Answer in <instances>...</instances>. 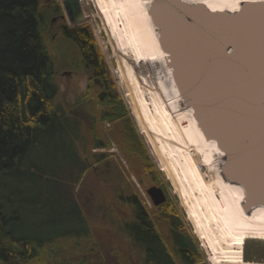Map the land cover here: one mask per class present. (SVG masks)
I'll return each instance as SVG.
<instances>
[{
	"label": "trees",
	"instance_id": "16d2710c",
	"mask_svg": "<svg viewBox=\"0 0 264 264\" xmlns=\"http://www.w3.org/2000/svg\"><path fill=\"white\" fill-rule=\"evenodd\" d=\"M42 1L0 0V264L198 262L196 245L181 222L167 220L175 258L134 195L119 197L130 214L117 222L125 239L123 255L111 256L97 244L76 192L90 168L78 149L82 122L57 101ZM62 34L104 84L101 102L117 107L119 98L110 92L91 30L65 26ZM127 141L134 149L135 131L128 132Z\"/></svg>",
	"mask_w": 264,
	"mask_h": 264
},
{
	"label": "rangeland",
	"instance_id": "374dc122",
	"mask_svg": "<svg viewBox=\"0 0 264 264\" xmlns=\"http://www.w3.org/2000/svg\"><path fill=\"white\" fill-rule=\"evenodd\" d=\"M48 1H42L45 18L44 39L55 66L53 81L59 89L57 101L70 116L82 122L78 149L90 165L76 188L77 198L100 249L117 258L123 255L125 239L117 222L121 218H129L130 214L119 197L134 195L148 211L174 256L173 228L167 221L172 217L181 222L180 228L184 229L195 243L200 258L198 264H211L208 250L194 234L193 226L182 206L177 184L174 182V171L179 167L178 164L183 163L179 160L180 157L173 160L170 169L174 168L172 175L162 169L163 164L157 161L148 139L142 134V125L136 117L137 111H134L132 106L135 100L133 90L122 82L121 73L125 66L112 41L111 33L114 25L123 28L124 22H130L133 12L123 11L125 8L120 0H101L108 11L106 16L101 12L100 0H83L82 16L79 23L73 25L64 10L65 0H51L59 7L58 10H53L54 7L51 4L49 6ZM233 2L234 0H230V3ZM61 14L66 19L61 18ZM82 25L91 30L106 64L112 85L110 92L112 96L119 98L117 107L101 102V87L96 82L99 78L83 66L80 53L62 34V28L65 26ZM137 75L144 80L149 76L144 71ZM146 89L144 98L148 100L150 110H155L152 97L154 85L147 83ZM163 101L168 108H172V96H164ZM139 110L138 107L137 113L140 116ZM161 118L165 119L163 116ZM133 130L138 135V144L134 149L127 141L128 132L133 133ZM208 175L211 178V174ZM153 186L162 188L166 195V202L160 206H155L147 193ZM244 258L253 264H264V242L248 241L244 247ZM176 261L177 264H184L178 258Z\"/></svg>",
	"mask_w": 264,
	"mask_h": 264
},
{
	"label": "water",
	"instance_id": "95a60500",
	"mask_svg": "<svg viewBox=\"0 0 264 264\" xmlns=\"http://www.w3.org/2000/svg\"><path fill=\"white\" fill-rule=\"evenodd\" d=\"M63 5L78 24L80 1ZM147 10L183 102L223 153L222 176L243 188L246 213L264 208V0L235 11L152 0ZM147 193L155 206L167 200L160 187Z\"/></svg>",
	"mask_w": 264,
	"mask_h": 264
},
{
	"label": "bare ground",
	"instance_id": "6f19581e",
	"mask_svg": "<svg viewBox=\"0 0 264 264\" xmlns=\"http://www.w3.org/2000/svg\"><path fill=\"white\" fill-rule=\"evenodd\" d=\"M79 1L82 5L83 0ZM120 1L125 8L122 10L133 12V18L124 22L123 28L111 24L112 41L125 66L122 82L133 90L134 111L138 112L139 107L143 115L135 112L142 125V134L169 175L174 171V168L170 170L171 163L180 157L183 164L179 162L181 165L175 169L174 182L194 234L208 250L211 264H253L245 260L244 247L250 240L264 242V208L256 207L246 213L242 206L245 200L243 188L222 176L223 153L215 141L207 140L197 125L193 109L183 102L166 54L160 47L147 10L152 0ZM186 1L203 3L211 10L235 11L242 2L260 0ZM100 3L101 12L107 16L106 5L101 0ZM143 71L149 75L145 80L137 75ZM146 82L154 85L155 110H150L148 100L144 98ZM167 95L172 96L171 107L175 111L163 101ZM176 111L178 113L174 114Z\"/></svg>",
	"mask_w": 264,
	"mask_h": 264
},
{
	"label": "flooded vegetation",
	"instance_id": "af4514ba",
	"mask_svg": "<svg viewBox=\"0 0 264 264\" xmlns=\"http://www.w3.org/2000/svg\"><path fill=\"white\" fill-rule=\"evenodd\" d=\"M48 2H49V6H50V4H51L54 8L57 7L56 5H54V3L51 2V0H49ZM60 17L63 18V19H66V17H65L64 15H62V14H61ZM67 18H68V17H67ZM68 20H69V19H68ZM93 74H94V73H93ZM99 80H100V79H99ZM99 85H100V87H103V86H104V84H103L101 81L99 82ZM194 264H198V262H196V263H194Z\"/></svg>",
	"mask_w": 264,
	"mask_h": 264
}]
</instances>
